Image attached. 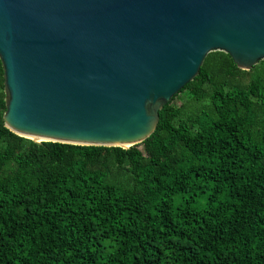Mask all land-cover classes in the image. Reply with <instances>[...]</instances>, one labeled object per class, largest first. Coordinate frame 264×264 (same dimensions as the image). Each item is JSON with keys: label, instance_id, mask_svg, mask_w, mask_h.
<instances>
[{"label": "trees", "instance_id": "1", "mask_svg": "<svg viewBox=\"0 0 264 264\" xmlns=\"http://www.w3.org/2000/svg\"><path fill=\"white\" fill-rule=\"evenodd\" d=\"M140 144L3 127L0 264H264V60L208 53Z\"/></svg>", "mask_w": 264, "mask_h": 264}, {"label": "water", "instance_id": "2", "mask_svg": "<svg viewBox=\"0 0 264 264\" xmlns=\"http://www.w3.org/2000/svg\"><path fill=\"white\" fill-rule=\"evenodd\" d=\"M210 52L264 60V0H0L3 127L127 149Z\"/></svg>", "mask_w": 264, "mask_h": 264}, {"label": "rangeland", "instance_id": "3", "mask_svg": "<svg viewBox=\"0 0 264 264\" xmlns=\"http://www.w3.org/2000/svg\"><path fill=\"white\" fill-rule=\"evenodd\" d=\"M251 69V68H250ZM249 69V70H250ZM248 71V70H247ZM183 99H184V96L182 95V94H179V95H177L175 98H173V99H171V103L173 104V105H180L181 104V102L183 101ZM29 140V139H28Z\"/></svg>", "mask_w": 264, "mask_h": 264}]
</instances>
